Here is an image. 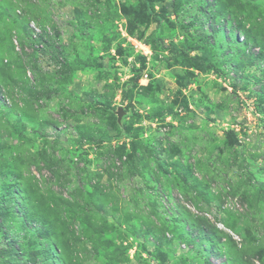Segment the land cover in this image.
Here are the masks:
<instances>
[{
  "label": "rangeland",
  "instance_id": "1",
  "mask_svg": "<svg viewBox=\"0 0 264 264\" xmlns=\"http://www.w3.org/2000/svg\"><path fill=\"white\" fill-rule=\"evenodd\" d=\"M0 264H264V0H0Z\"/></svg>",
  "mask_w": 264,
  "mask_h": 264
}]
</instances>
